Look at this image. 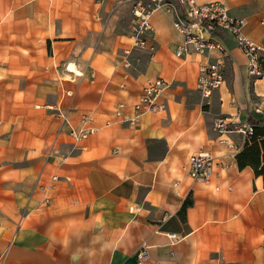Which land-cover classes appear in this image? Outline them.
<instances>
[{
  "label": "crops",
  "instance_id": "obj_1",
  "mask_svg": "<svg viewBox=\"0 0 264 264\" xmlns=\"http://www.w3.org/2000/svg\"><path fill=\"white\" fill-rule=\"evenodd\" d=\"M219 1L264 47V0ZM114 2L0 0V264H137L143 246L145 264H264L263 180L235 158L246 142L237 127L264 119V59L262 75H248L233 36L217 31L225 82L206 105L196 89L202 57L175 54L181 6L162 0L150 15L153 50L137 48L149 54L138 78L106 74L124 69L113 54L132 41L129 32L108 37ZM158 76L169 83L164 109L131 121L143 85ZM221 120L227 130L215 128ZM80 127L91 132L73 141ZM197 153L214 157L206 180L187 173Z\"/></svg>",
  "mask_w": 264,
  "mask_h": 264
},
{
  "label": "built area",
  "instance_id": "obj_2",
  "mask_svg": "<svg viewBox=\"0 0 264 264\" xmlns=\"http://www.w3.org/2000/svg\"><path fill=\"white\" fill-rule=\"evenodd\" d=\"M162 0H133L130 9V38L131 48L153 50V46L147 43L146 33L150 30V15L153 9ZM181 6L174 19V27L183 37L182 44L176 49V56H184L194 53L202 60L197 65L196 89L209 104L213 91L218 89L225 82V59L228 52L224 45L215 38L216 32L223 30L228 32L235 39L247 59L248 75L261 76L264 59V47L248 39L242 34L241 28L244 20L231 16L226 5L219 0L199 3L196 0H176ZM130 49L124 50L127 53ZM169 83L158 76L147 80L141 89L137 101L133 105L134 121L139 114L146 110L158 112L164 109L161 96ZM86 121V116L83 117ZM226 122L221 120L215 123L219 131L227 130ZM237 130L246 137L252 133V125L244 124L237 127ZM91 129L80 127L70 130V137L73 141H79L87 137ZM213 159L207 153L191 154L186 163L189 177L192 179H208L213 167ZM174 237L173 234H169ZM175 238V237H174ZM149 258L148 247L143 246L136 254L137 264H145Z\"/></svg>",
  "mask_w": 264,
  "mask_h": 264
},
{
  "label": "rangeland",
  "instance_id": "obj_3",
  "mask_svg": "<svg viewBox=\"0 0 264 264\" xmlns=\"http://www.w3.org/2000/svg\"><path fill=\"white\" fill-rule=\"evenodd\" d=\"M132 1L133 0H115L114 4L112 5V8L109 10V8L106 10V12H113L114 13V21H111V28L110 31H112V34H109V38H114L115 35L114 33H121V34H128V32L130 33L131 27H130V9H131V5H132ZM98 19H99V24H103L104 19L106 18L105 13L103 10V8H98ZM108 18V17H107ZM106 20V19H105ZM103 26V25H102ZM147 37H148V32L146 33ZM78 38V40L80 39L79 37H75L72 35H64L62 37H59L58 39L60 40H76ZM121 39H124L122 36L119 37ZM20 39V38H19ZM92 37L91 36H85V37H81L82 42L84 43L85 47L90 46ZM80 40V41H81ZM21 41L19 40V43ZM37 42V41H36ZM35 42V44H36ZM128 42L127 40H125L122 44L118 43V45L124 46L126 45ZM34 44V45H35ZM47 48H46V54L50 55L52 53L51 50V42H46L45 43ZM116 46V47H117ZM129 48V47H128ZM19 52L20 55H23L24 57L28 58V62L31 59L32 56V52L28 51L27 49H25L24 47L21 48L19 47ZM141 53H146L142 50H138L137 48H130V50L127 53L122 52H118L117 54H113V57L118 59L119 61L123 62L122 65L124 67V69L122 70L121 67L119 68H106L105 73L109 74L110 70H114L117 71L120 75H122V79H137L138 76L141 74V72L143 71V61H141L144 58H141ZM105 55L107 57H109L108 53H105ZM149 54L146 53L145 56H148ZM20 61V60H19ZM37 61H40V59H38ZM26 62V61H25ZM23 62V65H26V63ZM61 67L65 68V65H63V63H61ZM26 67H19L18 69V75H24ZM63 69V68H62ZM35 71H38V68H36L35 65ZM36 74L40 75V72H35ZM36 78V76H35Z\"/></svg>",
  "mask_w": 264,
  "mask_h": 264
},
{
  "label": "trees",
  "instance_id": "obj_4",
  "mask_svg": "<svg viewBox=\"0 0 264 264\" xmlns=\"http://www.w3.org/2000/svg\"><path fill=\"white\" fill-rule=\"evenodd\" d=\"M252 133L246 137L243 148L235 155L239 168L250 166L264 184V119H253Z\"/></svg>",
  "mask_w": 264,
  "mask_h": 264
}]
</instances>
